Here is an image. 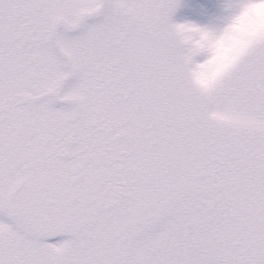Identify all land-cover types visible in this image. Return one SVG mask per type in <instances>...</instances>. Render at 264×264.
Segmentation results:
<instances>
[{
    "label": "snow or ice",
    "instance_id": "obj_1",
    "mask_svg": "<svg viewBox=\"0 0 264 264\" xmlns=\"http://www.w3.org/2000/svg\"><path fill=\"white\" fill-rule=\"evenodd\" d=\"M0 264H264V0H0Z\"/></svg>",
    "mask_w": 264,
    "mask_h": 264
}]
</instances>
